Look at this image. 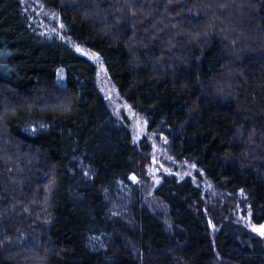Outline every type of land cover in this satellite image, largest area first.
Here are the masks:
<instances>
[{
  "label": "trees",
  "instance_id": "16d2710c",
  "mask_svg": "<svg viewBox=\"0 0 264 264\" xmlns=\"http://www.w3.org/2000/svg\"><path fill=\"white\" fill-rule=\"evenodd\" d=\"M35 1L219 199L166 179L169 224L153 213L131 181L151 145L113 117L96 65L0 0V264H264L235 216L264 225V0Z\"/></svg>",
  "mask_w": 264,
  "mask_h": 264
},
{
  "label": "rangeland",
  "instance_id": "374dc122",
  "mask_svg": "<svg viewBox=\"0 0 264 264\" xmlns=\"http://www.w3.org/2000/svg\"><path fill=\"white\" fill-rule=\"evenodd\" d=\"M24 13L31 28L46 38H57L67 43L78 54L91 60L97 67V84L104 96L108 108L120 126L127 128L133 140L138 143L146 138L151 145V153L145 169L144 179L132 176V183L137 186L141 201L157 215H161L168 221V211L165 205L156 197L155 191L166 179H175L179 182L191 180L196 186L202 189L205 201L212 205L219 199V192L211 181L188 162L177 160L171 153L168 139L157 133H149L145 118L138 114L127 102H125L113 82L111 81L104 63L95 53L87 48L78 45L68 38L65 29L57 14L47 10L39 1L22 0ZM65 75L59 73V82L63 84ZM127 196V195H126ZM134 196V195H133ZM127 197H130L129 195ZM134 198V197H132ZM224 201V200H223ZM248 208L237 210L235 216L264 240L260 234L264 225L255 226L248 219Z\"/></svg>",
  "mask_w": 264,
  "mask_h": 264
},
{
  "label": "snow or ice",
  "instance_id": "6c2138e0",
  "mask_svg": "<svg viewBox=\"0 0 264 264\" xmlns=\"http://www.w3.org/2000/svg\"><path fill=\"white\" fill-rule=\"evenodd\" d=\"M261 235H264V229L259 230Z\"/></svg>",
  "mask_w": 264,
  "mask_h": 264
}]
</instances>
